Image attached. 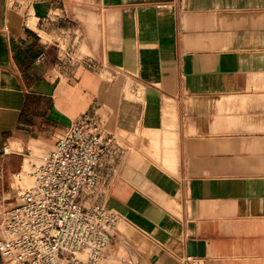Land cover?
Listing matches in <instances>:
<instances>
[{
  "label": "crops",
  "instance_id": "crops-1",
  "mask_svg": "<svg viewBox=\"0 0 264 264\" xmlns=\"http://www.w3.org/2000/svg\"><path fill=\"white\" fill-rule=\"evenodd\" d=\"M80 10L64 39L86 45L78 63L11 12L0 21V187L90 111L115 136L90 199L122 216L116 259L264 264V0Z\"/></svg>",
  "mask_w": 264,
  "mask_h": 264
},
{
  "label": "built area",
  "instance_id": "built-area-1",
  "mask_svg": "<svg viewBox=\"0 0 264 264\" xmlns=\"http://www.w3.org/2000/svg\"><path fill=\"white\" fill-rule=\"evenodd\" d=\"M115 136L104 135L90 111L61 133L0 195V254L5 264H103L122 218L100 203L80 201L98 185L101 158ZM29 180H25V177ZM14 199V203L6 202Z\"/></svg>",
  "mask_w": 264,
  "mask_h": 264
},
{
  "label": "rangeland",
  "instance_id": "rangeland-1",
  "mask_svg": "<svg viewBox=\"0 0 264 264\" xmlns=\"http://www.w3.org/2000/svg\"><path fill=\"white\" fill-rule=\"evenodd\" d=\"M53 3V7L56 10V14L54 15V19L50 20H44L43 18L40 19V14L45 13L48 11V6L50 2ZM82 0H0V21L3 20L6 12H11L15 16V21L19 22L20 25L25 26L27 24L30 28H35L46 40H59L62 41V48L63 52L67 54V56L70 58L71 61H74L78 63L84 56L85 53L88 52L86 45H80L77 44L75 46L69 45L68 40L65 37L67 36L65 28L70 27V23L73 22L71 17L75 16V12L78 15V19L81 21H86L87 19L83 17V14L80 13V7H81ZM2 14V17H1ZM53 23V24H50ZM42 24L44 26H42ZM79 25V24H78ZM76 30H78L76 33L79 35L80 28L78 26H74ZM69 36V35H68ZM79 39H77L78 42ZM67 52V53H66ZM157 145V143H155ZM54 148V145L50 147V149H34V154L37 155H43L46 152L50 151ZM110 147V151H111ZM154 149L156 147L154 146ZM158 149V148H157ZM110 154V153H108ZM28 167L26 163V168ZM25 180H29V178L26 176L24 178ZM15 180L18 185H21L23 183L19 182V179L17 176H13L12 179L5 183H10L11 181ZM11 189L9 187H0V195L3 196H9V192ZM91 192L85 193L82 198L81 202L85 206H91L93 204L92 200L90 199ZM6 202L14 203V199H11ZM1 204V202H0ZM108 208H111L112 206L105 205ZM112 209V208H111ZM117 230V229H116ZM116 234V233H115ZM112 238L111 244L113 243L115 239ZM112 252L114 256L107 257L103 264H125L121 262L119 259H116V255L119 254V251H117L116 248L112 247Z\"/></svg>",
  "mask_w": 264,
  "mask_h": 264
}]
</instances>
